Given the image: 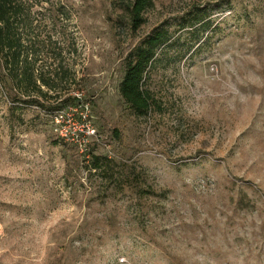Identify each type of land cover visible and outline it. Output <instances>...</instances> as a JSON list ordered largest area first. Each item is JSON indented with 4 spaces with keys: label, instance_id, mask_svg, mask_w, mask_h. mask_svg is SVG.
Masks as SVG:
<instances>
[{
    "label": "rangeland",
    "instance_id": "1",
    "mask_svg": "<svg viewBox=\"0 0 264 264\" xmlns=\"http://www.w3.org/2000/svg\"><path fill=\"white\" fill-rule=\"evenodd\" d=\"M52 1L63 77L45 106L0 78V264H264V0H152L135 29L129 0ZM196 10L200 39L176 29ZM161 21L172 43L137 117L123 57Z\"/></svg>",
    "mask_w": 264,
    "mask_h": 264
},
{
    "label": "trees",
    "instance_id": "2",
    "mask_svg": "<svg viewBox=\"0 0 264 264\" xmlns=\"http://www.w3.org/2000/svg\"><path fill=\"white\" fill-rule=\"evenodd\" d=\"M151 6L152 0H129L126 10L131 28L142 24L143 12ZM45 11L57 16L61 14V5L52 0H0V78L9 80L14 90L10 96L12 102L45 106L43 99L48 96L40 87L52 89L55 86L53 80L63 77L58 75L61 47L47 29ZM205 15L201 10L187 12L176 23V29L189 28L200 39L211 24ZM170 26L167 21L159 22L123 57L118 92L127 108L137 117L146 116L155 102L147 81L158 53L172 43L173 28ZM29 89L36 95L21 99L19 93ZM65 100L67 98L62 99L58 106ZM106 164L105 158L92 155L88 170H97Z\"/></svg>",
    "mask_w": 264,
    "mask_h": 264
}]
</instances>
